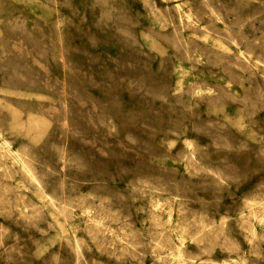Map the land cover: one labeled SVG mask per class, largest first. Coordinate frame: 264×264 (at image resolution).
<instances>
[{
    "label": "rangeland",
    "instance_id": "1",
    "mask_svg": "<svg viewBox=\"0 0 264 264\" xmlns=\"http://www.w3.org/2000/svg\"><path fill=\"white\" fill-rule=\"evenodd\" d=\"M1 153L0 264H264V0H0Z\"/></svg>",
    "mask_w": 264,
    "mask_h": 264
},
{
    "label": "bare ground",
    "instance_id": "2",
    "mask_svg": "<svg viewBox=\"0 0 264 264\" xmlns=\"http://www.w3.org/2000/svg\"><path fill=\"white\" fill-rule=\"evenodd\" d=\"M13 64H12V66H13V69H14V71L15 72H17V69H18V67L20 66V63L19 62H16V61H13L12 62ZM25 80L28 82V83H34V80L32 79V78H25ZM15 114V113H14ZM17 114V113H16ZM15 114V115H16ZM16 118H17V116H16ZM18 119V118H17ZM29 123H28V125H26V126H24L22 123H20L19 122V120H15V125H16V127H18V128H25V130H27V133H30V131L32 132V131H34V130H36L38 127H39V125H40V119L38 118V116L37 115H35V114H31L30 115V117H29ZM6 155V153H1L0 154V159L2 158V157H4ZM3 160V159H2ZM25 162H26V164L27 165H25L24 163L22 164V170L25 172V174H27V178H29L32 182H34V183H38L39 182V179H38V175H37V173H36V170H35V168L33 167V165L31 164V162L30 161H28V160H24ZM9 171V170H8ZM143 183H145L146 182V180H143L142 181ZM163 184H166V183H163ZM39 193H40V196H42V195H44V191L41 189V190H39ZM59 199H60V197H59ZM62 201H64V198H62V200H61V202ZM50 204L52 205V206H56L55 204H54V200L52 199L51 201H50ZM264 205V201H263V203H262V205L260 206V207H262ZM254 209H256V208H254ZM254 209H251L250 211H249V214H254L255 213V211H254ZM60 212H61V214H63V215H65V214H69L70 213V210L68 209V207L64 204V206H63V209H60ZM67 216V215H66ZM154 219H155V222L156 223H158L159 221L154 217ZM158 225H160V224H158ZM93 227V232L96 234V236L97 237H100L101 236V227L99 226V223L97 222V221H94V223H93V225H92ZM250 226V225H249ZM162 230V229H161ZM201 231H202V234H201V236L203 237V236H206L207 235V233L205 234V232H203V228H201L200 229ZM163 231V230H162ZM208 234H210V233H208ZM256 235V233H255V231H253L252 232V235L251 236H255ZM159 246L161 247L162 246V243L160 242V244H159ZM232 246V248H235V245H231ZM179 252H180V250H179ZM179 255H181L180 253H179ZM163 264H168L167 263V259L165 258L164 260H163ZM188 264H192L191 262H188Z\"/></svg>",
    "mask_w": 264,
    "mask_h": 264
}]
</instances>
